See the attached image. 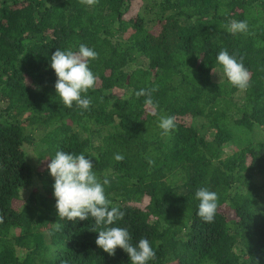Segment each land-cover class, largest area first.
Wrapping results in <instances>:
<instances>
[{
    "label": "trees",
    "instance_id": "1",
    "mask_svg": "<svg viewBox=\"0 0 264 264\" xmlns=\"http://www.w3.org/2000/svg\"><path fill=\"white\" fill-rule=\"evenodd\" d=\"M231 20L248 31L230 33ZM81 44L98 53L87 110L63 105L50 68L56 49ZM224 49L247 89L216 64ZM153 87L156 111L135 95ZM160 115L175 117L167 135ZM263 131L264 0H0V264H131L97 247L104 225L58 216L43 159L60 150L110 180L124 212L111 226L147 238L149 264H264ZM201 187L218 195L211 223L197 215Z\"/></svg>",
    "mask_w": 264,
    "mask_h": 264
},
{
    "label": "clouds",
    "instance_id": "2",
    "mask_svg": "<svg viewBox=\"0 0 264 264\" xmlns=\"http://www.w3.org/2000/svg\"><path fill=\"white\" fill-rule=\"evenodd\" d=\"M247 21L231 20L227 31L232 34L246 33ZM98 53L87 45L81 44L78 50L56 49L50 58V68L57 77L55 91L63 105L71 108L73 104L87 110L91 98L86 93L94 88L97 76L89 67L90 61L97 59ZM216 64L222 68L224 76L234 87L245 90L249 86L250 73L242 61L227 49L221 50L216 57ZM214 71V70H213ZM155 87L150 90L141 89L135 93L137 97H146L144 103L153 111L158 110V104L152 99ZM84 94V95H82ZM159 128L167 135L176 127L175 117L160 115ZM32 157V156H31ZM116 161H122L124 156L116 154ZM50 160L47 168L54 179L53 196L59 217L68 221H84L89 217L94 219L97 226L104 225L98 231L96 245L110 256L115 255L117 248L122 249L129 257L131 264H149L156 252L147 238H141L137 243L132 242V235L127 228L111 226L115 221L123 220L124 212L117 206H112L105 194V187L110 180L101 181L94 171V163L83 153L57 151ZM199 201L197 215L204 222H213L218 209V195L205 187L195 192ZM111 226V227H108Z\"/></svg>",
    "mask_w": 264,
    "mask_h": 264
},
{
    "label": "rangeland",
    "instance_id": "3",
    "mask_svg": "<svg viewBox=\"0 0 264 264\" xmlns=\"http://www.w3.org/2000/svg\"><path fill=\"white\" fill-rule=\"evenodd\" d=\"M139 7V3L138 1H135L132 5V8L131 10L129 11V13L127 14V17L126 18H130V17H133L136 13H137V9ZM187 122V121H186ZM264 132V131H263ZM233 150L232 146H228L226 148V154H229L231 151Z\"/></svg>",
    "mask_w": 264,
    "mask_h": 264
}]
</instances>
